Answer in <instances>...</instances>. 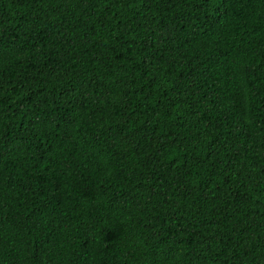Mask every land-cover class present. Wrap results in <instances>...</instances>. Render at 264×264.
I'll return each instance as SVG.
<instances>
[{"label": "trees", "instance_id": "1", "mask_svg": "<svg viewBox=\"0 0 264 264\" xmlns=\"http://www.w3.org/2000/svg\"><path fill=\"white\" fill-rule=\"evenodd\" d=\"M0 264H264V0H0Z\"/></svg>", "mask_w": 264, "mask_h": 264}]
</instances>
